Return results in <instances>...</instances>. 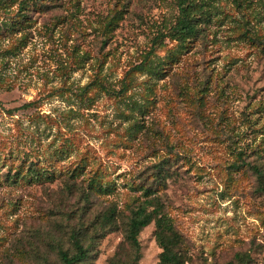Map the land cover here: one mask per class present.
<instances>
[{"label": "rangeland", "instance_id": "1", "mask_svg": "<svg viewBox=\"0 0 264 264\" xmlns=\"http://www.w3.org/2000/svg\"><path fill=\"white\" fill-rule=\"evenodd\" d=\"M195 1L182 42L177 0L0 5V264H58L81 219L111 207L114 230L88 227L87 264L131 263L124 229L145 188L185 264H264L251 169L264 177V0ZM154 231H140L137 264L158 263Z\"/></svg>", "mask_w": 264, "mask_h": 264}, {"label": "trees", "instance_id": "2", "mask_svg": "<svg viewBox=\"0 0 264 264\" xmlns=\"http://www.w3.org/2000/svg\"><path fill=\"white\" fill-rule=\"evenodd\" d=\"M5 2L6 0H0V5H3ZM22 3L20 2L19 4V8L21 9ZM177 7L178 16L172 28V36L182 42L196 35L198 31L196 13L200 8L196 5L195 0H177ZM149 54L150 52L146 54L145 58ZM144 67V63L142 62L134 66L133 70L140 72L143 71ZM251 169L254 171L258 180L257 190L264 193L263 173L255 166L251 167ZM35 179H37V176H35ZM102 188L104 187L97 181L91 183L87 191L81 190L84 201L88 202L91 195L101 193ZM142 193L144 200L137 204L135 208L131 209L124 229V240L133 253V260L129 264H137L140 248L138 235L144 227L152 222L155 226V242L161 250L157 264L187 263L182 237L173 229L171 222L163 213V207L159 202V198L147 188L143 189ZM81 211H83V208H81ZM81 220L82 222H79L68 235V241L72 251L69 253V251L63 249L61 246L56 247L55 254L58 259V264H87L90 260L91 246L90 244L85 245L84 240L88 237V227L93 228L92 232L95 238H99L114 230L116 209L113 207L108 208L87 222L84 219ZM248 261V256L245 253H236L228 264H247Z\"/></svg>", "mask_w": 264, "mask_h": 264}]
</instances>
